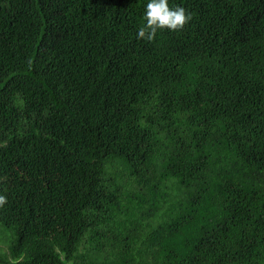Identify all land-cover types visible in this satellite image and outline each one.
<instances>
[{
  "label": "trees",
  "instance_id": "16d2710c",
  "mask_svg": "<svg viewBox=\"0 0 264 264\" xmlns=\"http://www.w3.org/2000/svg\"><path fill=\"white\" fill-rule=\"evenodd\" d=\"M0 0V264H264V0Z\"/></svg>",
  "mask_w": 264,
  "mask_h": 264
},
{
  "label": "clouds",
  "instance_id": "9594fccd",
  "mask_svg": "<svg viewBox=\"0 0 264 264\" xmlns=\"http://www.w3.org/2000/svg\"><path fill=\"white\" fill-rule=\"evenodd\" d=\"M141 19L136 39L151 42L158 30H181L190 21L191 15L183 7H169V0H147ZM5 203L7 197L0 195V206Z\"/></svg>",
  "mask_w": 264,
  "mask_h": 264
}]
</instances>
